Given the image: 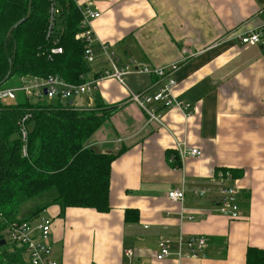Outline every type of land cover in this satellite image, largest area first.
Instances as JSON below:
<instances>
[{"label": "crops", "instance_id": "obj_1", "mask_svg": "<svg viewBox=\"0 0 264 264\" xmlns=\"http://www.w3.org/2000/svg\"><path fill=\"white\" fill-rule=\"evenodd\" d=\"M85 1L101 13L90 23L96 58L81 76L95 89L63 104L113 110L89 139L116 155L110 209L54 204L42 211L52 224L49 257L59 264H247L250 248L264 249V45H244L237 35L264 36V0ZM172 63L179 65L175 98L187 109L159 106L157 121L130 94L155 93L164 81L146 72L126 74L125 84L104 77L113 64ZM186 148L201 155L182 156ZM226 169L237 174L238 220L215 204L210 178ZM177 188L185 190L182 201L167 195ZM180 233L206 236V257L157 260L159 240Z\"/></svg>", "mask_w": 264, "mask_h": 264}, {"label": "trees", "instance_id": "obj_2", "mask_svg": "<svg viewBox=\"0 0 264 264\" xmlns=\"http://www.w3.org/2000/svg\"><path fill=\"white\" fill-rule=\"evenodd\" d=\"M29 3L0 0V84L11 75L21 80L51 74L71 83L82 82V74L90 67L84 57L85 41L75 39L82 19L76 1L31 0V14L21 21ZM53 3L60 13L55 37L47 38ZM55 45L62 47V53L50 59V49ZM17 98L16 103L0 100V241L7 222L33 219L54 204L62 210L90 207L108 211L111 164L116 155L97 151L89 145V139L112 108L97 105L96 110L76 109L59 100L44 102L43 98H28L22 93ZM25 114H31L27 120V156L22 155L21 137L13 138ZM6 241L0 244V264H30L24 248ZM247 264H264V249L250 248Z\"/></svg>", "mask_w": 264, "mask_h": 264}, {"label": "built area", "instance_id": "obj_3", "mask_svg": "<svg viewBox=\"0 0 264 264\" xmlns=\"http://www.w3.org/2000/svg\"><path fill=\"white\" fill-rule=\"evenodd\" d=\"M80 7L82 13L81 31L77 33V39L84 40L86 43L84 55L89 63L95 58L93 49L94 34L90 28L93 19L101 16V13L92 8L91 2L85 0H75ZM60 10L56 3L51 4L48 15V24L46 29L47 38L55 37L56 18ZM238 38L244 45H264V36L260 30L251 31L245 34H238ZM58 40H55L57 43ZM55 43V44H56ZM106 50V47L103 46ZM62 53V47L55 45L50 49L48 55L50 59L54 55ZM178 63L168 64L161 68L135 67L134 65H126L118 68L115 64L111 71H106L104 77L116 78L119 82L125 84V75L130 72H146L156 75L161 81H164L162 87L155 93H148L147 90L140 92H131L130 98L137 102L144 111L149 115L151 120H159L157 114L159 106L172 108L176 107L186 111L187 105L175 98L174 88L176 82L172 74L178 68ZM20 83L11 85V87H0V100L7 101L16 99L19 93L30 98H43L49 100H59L65 103L68 100H74L81 96H92L95 89L94 80H86L80 83H71L66 81L59 74H51L46 78L37 76H27L20 80ZM79 107V106H75ZM81 108V107H80ZM19 132L23 141V153L26 152V143L29 128L26 117L19 122ZM182 156L190 155L199 157L201 150L198 148H186L181 151ZM212 184L215 185L214 191L218 193V200H215L217 210L232 220L241 218L242 196L237 180L233 178L231 171L218 170L212 178ZM207 190L195 191V194L204 196ZM168 197L172 201H182L185 197V190L177 188L168 192ZM51 221L45 216L38 215L32 220H23L16 222H7L4 229V239L8 240L12 246L24 248L26 258L30 264H59L56 260L49 257L51 254ZM159 249L155 258L162 260L175 255L177 258H205L207 250V238L204 235L186 236L180 233L176 238L162 237L158 243ZM127 256H132V250L127 251Z\"/></svg>", "mask_w": 264, "mask_h": 264}, {"label": "rangeland", "instance_id": "obj_4", "mask_svg": "<svg viewBox=\"0 0 264 264\" xmlns=\"http://www.w3.org/2000/svg\"><path fill=\"white\" fill-rule=\"evenodd\" d=\"M28 11H29V8H28ZM27 15H28V12H27V14H26V16L24 17L25 19L26 18H28L27 17ZM24 18H22V19H24ZM18 78H20V76H9V77H7V81L5 82H3V83H1L0 84V87H2V88H7V87H11V85H14V83L15 84H17V83H20L21 81L20 80H18ZM18 98H21V97H18ZM18 98H16V99H13V100H7L6 102L7 103H14V102H16L17 100H18ZM28 98H30V97H28ZM44 102H47L46 100H44ZM26 117V119L27 120H29V118L31 117V114H25L22 118H21V120L23 119V118H25ZM29 128H30V126H29ZM19 133L18 132H15L14 133V135H13V138H19ZM22 155L23 156H27L28 155V152H27V143H26V152L25 153H23V146H22ZM226 170H229V171H231V173H232V176H233V178H235V176H234V174H233V172H232V170L231 169H226ZM238 184V183H237ZM24 216V215H23ZM23 216H21V217H23ZM30 220H32V219H30ZM4 229L5 228H2V232L1 233H3L4 234ZM4 238V237H3ZM11 245V243H8V245ZM12 246V245H11ZM11 251V250H10ZM5 262V261H4Z\"/></svg>", "mask_w": 264, "mask_h": 264}, {"label": "water", "instance_id": "obj_5", "mask_svg": "<svg viewBox=\"0 0 264 264\" xmlns=\"http://www.w3.org/2000/svg\"><path fill=\"white\" fill-rule=\"evenodd\" d=\"M30 14H31V0H30V3H29V11H28V15H27V17H29ZM24 19H25V18H24ZM24 19H22L21 21H23ZM20 23H21V22H18L17 24H15L14 26H12V27L9 29V31H8V35H10L11 32H12V30H13L16 26H18ZM6 243H7V241H6L5 239H2V240L0 241V244H1V245H4V244H6Z\"/></svg>", "mask_w": 264, "mask_h": 264}]
</instances>
